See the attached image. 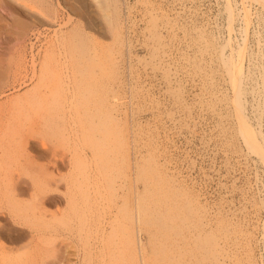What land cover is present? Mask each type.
Masks as SVG:
<instances>
[{"label": "bare ground", "instance_id": "obj_1", "mask_svg": "<svg viewBox=\"0 0 264 264\" xmlns=\"http://www.w3.org/2000/svg\"><path fill=\"white\" fill-rule=\"evenodd\" d=\"M41 1H43V3L46 4V7L48 8L49 11L48 17H50L51 19L49 18L50 19L49 20L48 18H44V12L41 11L43 14L39 12L41 14L39 16L43 15V18L40 17L39 19L38 18L39 16L38 17L36 16L38 19V21H36L34 18L31 17L33 19V24H31L32 21L30 22V20L27 19L31 24L30 25L28 22V24L30 25L28 26L26 22L23 23L26 20L23 19V21H21L22 18L20 17L22 15L20 16V14L23 13L21 12L22 10L20 6L23 5L20 4L19 6V0H0V8H1L0 19L2 21L8 19L7 15H4L5 13L3 14L2 10L5 11L6 9L8 11L9 9V11L11 10L12 12L13 18L11 19L12 21L11 25L9 23V27H11L10 29L9 27H6L8 25L4 23L6 25L5 26L3 22L2 23L0 22L3 25L0 26L2 28V31H4L3 29L5 28L9 29V30L6 29V31L8 32L5 31L6 32L5 35L9 33L7 36H9L8 38L9 40L11 39V41L14 38L17 39L18 38L17 34L19 35V33L22 34L21 37L23 38L24 36L22 32L24 30L22 29H25L27 31L30 28H31L30 30L33 31L32 34L34 35V38L38 41L41 40L42 35H44L43 30H41L42 28L49 29V27L52 26L55 22H57L58 23L57 25H59V27L53 30V32L55 33L54 34L55 38L54 37L51 39L49 38L50 41L48 39L45 52L43 54L41 52V49H39L40 46L38 47L39 49L38 50L36 48L35 40H33L29 36L31 38L29 48L31 52L30 62H32L31 64L33 65L32 71H30L28 66L30 63L26 65L25 63L26 61H24V63L22 61V64L23 65L25 64L24 68L21 69L18 68L16 71L14 70L15 72L12 71L14 72V74H10V76H8L10 70L8 73L6 72V70L8 69L5 68V65L3 63L4 58L2 59V57H5V55L7 54L3 53V55L5 54L3 56L0 50V99L7 93L8 90H12L16 88L18 89V87L21 85L22 86L28 85V89H26V91H23L25 93L23 92L20 93L22 97L21 96L16 97V95H19L18 93L15 95L17 99H15V97L14 99L19 101L18 102L16 101L17 103L15 104L14 103L15 100L13 99L14 101L11 102L10 104L13 103L15 104L14 106L13 105L12 107L9 106L10 104L7 101L8 104L7 103L6 104L9 107L7 106L5 110L4 106L6 104H4V106H2L3 104H0V117L4 118L2 119L4 121L8 119L7 120L8 122L7 123L5 122L7 125L5 126V129L9 127H11V129L12 128L14 129V126H16L17 122L19 127L17 129H20V127L24 129L26 125V124L24 125L25 123L24 121L26 119L24 120L23 118L24 116L21 117L22 116L21 115L20 118L24 120L21 121L19 116L16 117L17 115L16 116L14 115L16 114V112L17 113L26 112L27 114L30 110L33 111L40 107H44L48 109L47 114H44V116L42 115L44 119L41 121L37 120L38 121L37 125L38 126L42 125V128L45 127L46 130L53 131L54 133L56 132L58 133V135L59 134L62 135L59 141L63 140L62 143L64 146L61 143L60 144L64 148L60 146L58 147V145L57 147L60 149L62 148L64 150L66 149L65 151L70 154V159L67 158L69 159L68 162L70 165V169L68 168L69 172L67 170V173H60L63 170L59 172L55 171V168H62V166L65 164V163L62 164V161H60L62 165L59 164V159L60 158L63 159V157L59 156V155L63 156V152H64L63 150H62L63 151L62 154H60L61 151L59 153L58 152L59 150H56L54 146L53 148L55 149V152H52V154L55 153L54 156L57 158L48 161L46 158L48 157L49 151H46L47 153L39 151L40 148L37 149L34 142L33 143L31 142L32 140L31 138L36 136V134L34 133V136H32V134H29L31 132L30 128H29L30 132H28V134H26L24 130L22 132H24L25 134L23 133L16 140H12L11 137L14 136L13 132L16 133L15 135H17L16 128H15L16 132L15 130L12 131L13 129L10 130L12 132L11 134H13L12 136H10L11 135L10 133L5 131L4 134L2 130H4L3 126L5 124H3L4 121H2L0 118L1 121L0 123H2L1 124L2 126L0 125L1 126L0 156L3 155V157L2 156L0 157L2 160L0 162L6 160L5 166L3 164L0 167V169H2L0 171V264H72L71 263L72 255L77 254L76 252L72 251L74 250V248H77L79 250L81 249V251H83L84 254L82 255L84 257H82V259L85 258L86 256H90L91 260L92 259L96 260V258L100 254L103 255L104 251L106 250L102 249L103 247L100 248V245L102 244V242L104 241V239L106 238L109 232L108 231L109 224L107 225V223H109L108 222L109 220L107 219L106 216L108 214L106 213V215H100L101 217L104 216V219L99 218V220H97V217L99 216H96L95 223L94 220L93 223L90 222V217L87 214L88 215V217H86L87 224L85 225L80 224L81 226L80 228L78 226L77 230L74 225L75 222L73 216L77 213L76 211L80 210V208H84L82 210H88V211L91 210L90 206L93 202L95 203V205L97 203H102L101 197L103 195V192L101 189H102V185L105 186V184L103 183V172L106 166V161L107 160L109 161V159H113L114 161L113 165L115 166V169L123 173L126 180L120 185V189L122 191L121 195L127 198L126 202L129 206V213H128L129 226L127 229L126 249L123 248L120 250H122L124 253L125 250H127L126 252L129 256L126 253L125 256L127 255L128 258L131 257V259L134 260V264H147L145 260V251L148 250V247L145 245L143 246V243H141V239L138 237V233H137V225L147 224L148 226H151L149 231L150 248L151 251H153L154 255L157 252V258H158V255L162 257V254L167 249V247L170 246V244L178 240L177 237L174 236L175 234L181 235L180 236L181 240L184 239V237L185 239L186 237H188L189 239L188 234H191L192 232H193V236L192 235L190 236L195 237L194 234L196 235L197 233H194L193 228L196 226L198 227L197 228L198 230H201L199 229V226L200 227L205 226L208 220L205 219L208 210L202 204L199 198L200 196L198 194L194 193L192 190H189L187 186L186 187L184 186L185 184L183 185L182 182L178 181L179 179H177V177H175V175L173 174L176 171L171 172L170 169L171 167L169 168V166L167 165L169 162L167 161L168 163H165L160 161L161 156L160 158H158L159 156L158 153H160L162 150L158 151V153L156 152L158 156L156 155L155 157L153 155V151H157V149L154 148L155 146H157L155 144L157 142L153 143V145L154 144L155 145L153 147L152 152L150 150L152 154L149 152L150 156L148 158L147 157L142 158L143 156L139 157L140 154L138 155V144H140L144 140L141 141L140 143L137 142L140 140L139 139L140 133L138 132L139 138L137 140L135 136L137 134V131L135 134L134 133L135 128L132 126L130 128L129 136H126L124 133H120L125 143V150L122 151L121 149H118L119 146L115 144V143H119L118 142L120 140V135L118 134L119 133L118 131H120L119 126L120 123L124 121V116H125L124 113L126 112V110L123 109L121 105L120 102L121 97H119L120 95L119 91H120V86L125 85V83L127 82L124 83L122 79V81L119 80V82H117L119 84L121 83V85L117 86V85H113V83H110L111 85L110 84L108 85L107 84L108 82L101 80L100 72H97V70H95L94 67L92 68V66L90 65H94V64L99 65L100 71H102L101 75L106 73L109 77L118 76L117 72L119 71L120 68L119 64L121 63V60L125 61L126 64L125 67L129 68V70L132 68L131 57L134 54L133 48L136 45L133 42V40H130V37L128 38L127 34H124L125 32L123 33L122 29H124V27L122 20L124 19L120 14V12L122 11L120 10L121 5L123 4H120V0L96 1L97 3H99L101 10L105 11L104 13L106 14L105 18L107 20V24H109L108 26H110L111 31L113 33L112 34L110 31V33L113 35L112 37L114 38V40L112 43L109 44H106L101 38L103 34L105 33L108 34L109 31H107L104 27H101V21H100L101 19L99 14H97L98 12L96 11L97 9L95 10L94 8V12L92 11L93 9H91L92 1L88 0L89 1L88 2L86 0L84 1L68 0L69 1V2L67 1L68 4L65 5H63V3L60 0L58 1L41 0ZM145 2L147 3L145 6V11H146L145 14L147 15L148 18L146 19V24L143 29V32L145 31L144 34L147 37L146 45L148 46V51H149L148 53L150 54V59H151L150 64L164 71V75H165L164 78H166L167 82L172 85L171 82L175 79L173 78L174 74L172 70L176 71V69H174L173 66L181 63V60L184 61L187 60L185 62L182 61V63L184 64L186 63V67L184 66L185 68H187V66L189 67L190 70L188 69V72L190 71L191 74L194 76L199 75L202 81L201 83L203 84L202 85L203 88L205 86L204 88L206 89L205 91L212 93L213 96L215 95L214 97H218V98H220V96L221 97L224 96L225 92L223 93L222 88L220 87L222 83L219 85L217 80L220 81L221 79H223V81L225 80V82L228 81L234 93L236 113L240 123L238 135H241V137H243V140L247 144L248 148L252 151V153L253 154L255 153L256 155H258V157L262 158L264 163V130H263L264 128H262L264 123L261 120V118H263L264 116L263 107L262 109H259L257 112L260 116L258 118L259 119L258 123H255L247 113V103L249 104V101L247 99L248 93H250L251 91L252 93L254 92L255 95L264 96V90H263L264 86L261 89L260 87H257L259 85L256 86L257 83L255 84V87H250L251 84L248 85L249 80L251 81V78L253 77L252 75L255 74L254 72L255 70L254 69H252L254 71L251 70L252 67L260 68L257 71L258 76L260 79H263L262 81H264V0H223L225 12L227 14L226 16L228 19L227 23H229V27H232L233 23L237 20H241L243 22L242 25L243 27L240 32L241 33L240 40L231 45V39H228V41L223 42L219 38L220 36L216 35L213 31H210L212 30L211 27L206 28L207 25L206 26L195 25L193 30L196 31V33H194L196 37L194 39L195 35L192 33L194 36H192L193 39L192 41L189 42L188 46L192 48L195 46L196 51L194 54H192L193 56L189 55V52L183 51V53L180 56L178 55L180 59H176L173 57L174 49L171 48V45H173L172 41H174L172 36L177 35L175 32L177 29L176 21L175 20L173 21L171 19L170 14L167 13L164 10V8H161L160 6L158 7L157 5L156 7L153 2H151L153 4H150L149 3L150 1L148 0H146ZM41 3L38 6L42 7L44 5V4L41 5ZM64 3H66V1H64ZM251 3L257 5L258 9L256 13L252 12L253 8L250 7ZM32 5L33 4H31V7ZM60 6H62V9L59 8ZM33 7L31 9H33ZM47 8L44 9L45 12H47L46 11ZM39 10H41V8H39ZM27 12L30 11L27 10ZM27 12L26 14H28ZM31 13L32 12H30V14ZM31 15L35 16V13ZM28 16H26L25 18H27ZM81 16L83 17L85 16L86 20H84L83 17ZM254 18L258 21V25L260 26L261 30L257 29L256 32H253L255 37L254 42L255 44H257V49L255 48L254 50V48L251 49L250 47L249 50V46H250L249 28L251 27ZM87 19L88 20L90 19L91 23ZM69 23H71L70 26L68 27L66 26L65 28L64 26L68 25ZM215 24L217 25L218 23L215 22ZM108 26L107 29L109 28ZM121 27L123 28L121 29ZM19 30H22V32H20ZM30 30L27 31L26 35H28V32L31 35ZM167 30L171 33L170 39H167L166 35L164 34L165 31ZM230 31L231 30H229L228 33H230ZM47 35L49 34L47 33ZM1 36H3V38L4 37L6 38V36L4 35ZM193 40L195 41V43ZM16 41L18 42V39ZM16 41L14 40V42L13 41L12 42L16 43ZM0 42L2 43V41ZM4 42L1 44L2 46L0 47V49L3 47ZM7 44L8 43H6V45ZM18 45L19 44H16L15 46L19 47L20 45L19 46ZM117 45L120 48L119 51L117 50L118 49ZM15 46L13 47L16 48ZM254 46L252 45V47ZM9 47L12 48L11 51H13L12 45H9ZM228 47L229 49L227 50ZM8 49L9 48H7V50ZM89 50L91 51L90 53ZM8 52L10 53L9 50ZM118 52L119 53L121 52L120 54L122 55V58H120L121 56L117 55ZM23 55L21 57H23ZM13 56L14 55H12V57ZM9 58L8 60H11V58L10 59ZM16 58L18 57L16 56ZM5 60L7 61V59ZM39 65L41 70L38 71ZM140 77L141 76H139V78ZM34 78L36 79L33 80ZM256 79L254 78L253 83ZM93 82H96L98 85L100 82L102 98H104V95H106V93L108 94V91L110 92L109 96L110 94H112V99L115 96V99L113 100L110 99L113 102L110 103L108 102L103 109L101 105L92 108L90 104V96L92 97V95H94L92 94V90L90 87H92L93 85L96 86V84H94ZM176 82L178 83V81ZM179 83H180V79H179ZM52 84L55 85L53 88H52ZM178 87H180L179 84L177 86L178 91L182 89V88L179 89ZM94 93L98 94L99 92L95 91ZM132 95L136 96V94L134 95L133 91H132ZM202 95L203 94H201V96ZM175 96L178 97L179 94H175ZM180 96L182 95L180 94ZM85 97L86 100L84 99ZM3 99L2 101H4ZM8 99L11 98L9 97ZM6 100L7 99H5V101ZM85 101L87 103L86 105L84 104ZM105 101L107 100L104 99L103 102ZM183 102L181 104H183ZM208 102H210V100ZM257 102L258 101H256V103ZM101 104L103 106L105 105L102 102ZM261 104L263 103H260V105ZM254 108H256V106ZM12 110L14 111V113ZM255 111H257V109H255ZM8 112L10 113V115ZM219 112H221V110H219ZM6 113H8L9 116L6 115L4 117ZM220 114L218 113L219 117ZM30 115L32 114L30 113ZM25 118H27V116H25ZM34 122L36 121H32V125L34 124ZM34 125L35 127L37 126L36 124ZM219 126H221V123ZM124 128L125 127H123V129ZM126 129L128 130L127 127ZM142 131L140 130V132ZM151 131L149 130V132H147L146 134L151 133ZM6 133L10 134L9 135V137L11 138L10 140L8 139ZM158 133L159 132L157 131V135L160 134ZM115 134H117V136H115ZM5 136H7V138ZM151 137L154 136H152L151 134ZM154 139H156L157 141V138H153V140ZM147 140L148 139H146V141ZM152 142L150 143L152 144ZM112 143L113 146L110 147ZM143 144L145 145L146 143ZM147 144L149 145L148 141ZM45 147L47 148L48 146ZM151 147H149V149ZM139 150H141V148H139ZM43 151H45V148ZM58 156L60 158H58ZM43 158H45L47 161L42 160ZM118 158L122 161L119 164L117 162ZM165 158L167 159V157ZM21 159L23 164L24 163L25 164L21 165L24 167L19 168ZM67 166L68 165H66V167ZM17 173L18 176L16 175ZM23 177H26V179ZM139 180L144 181L143 189L140 188V185L138 183ZM64 181L66 185L64 184ZM60 183H63V185L68 186L67 187L68 189L66 191L62 190L60 188ZM5 189L8 192H6ZM28 193L32 195H30L31 196V198L29 197L30 199L26 200L24 199L25 198L24 195L28 196L29 195ZM65 203L69 208H71V210L68 207L62 210L59 209L60 206L64 205ZM51 206H56L58 208H52ZM94 209L95 212H97L96 211L97 208L94 207ZM101 210L98 211V213L101 212ZM81 212L83 213L85 211H81ZM98 213L95 214L98 215ZM181 213L182 214L186 213L185 223L183 221H180L181 219L179 217L182 216ZM95 214H91V215H95ZM80 215L82 216V214ZM193 218H195L196 221H198V223H195L196 221L195 222L192 221L194 220ZM68 219H70L74 223L72 222V225L64 228L62 226L64 223L71 222L70 220L66 221ZM175 220H177L178 223L176 224L172 223ZM179 221L183 223L179 224L180 223ZM224 223H226V225H221L222 223H220L218 226V228L219 227L222 228L221 226L224 227V229H222L223 230L222 233L224 234L222 236V233L220 232L221 239L220 237L217 238H219V241L223 240L222 243L225 242V244L226 243L229 244L231 242L232 245L235 244L237 252L238 250L241 251L242 243L240 241L239 242L235 241V239H240L239 232L241 231L242 228L240 229L239 227L241 226L240 225L238 226L239 223L238 224L236 223L235 225L234 223H232V221H230V219L228 222L224 221ZM77 225L79 224H76V226ZM187 226L192 227L191 233L186 234L185 231H182ZM205 228H203V230ZM174 230H177L178 233H173L172 231ZM218 231L219 229L216 232L218 233ZM207 232L208 234H211L213 231L209 232L208 230ZM207 232L205 233L207 240L206 239L205 240L209 241L208 243H210L211 246L207 244L209 245L207 248L205 246L206 244L204 239L201 240L202 242L200 241L201 245L204 242L203 245L205 244L204 245L205 249L207 248L208 250H211V248H213L212 253L213 252L216 253L217 251H219L220 253L224 254L223 256L221 254L222 258L225 256L224 259L219 260V258L214 257L216 258V260L214 259L215 260L214 262L218 261L219 263L220 261V264H228L227 259L229 257L230 258L234 257L231 256V251L228 248H225L226 246L225 244L222 245L220 242L214 240L217 239L215 238V236L216 235L218 236V234L215 233L211 234L213 236L208 235L209 237L211 236L214 238L212 239L210 237L211 238L210 239L207 236ZM154 233L155 235L161 236V237L156 236L158 237V239L161 240V241L159 240L160 243L159 242L155 243V240L153 239ZM199 233L201 234V232ZM200 234H198L199 238L202 237L204 233L202 234V236H200ZM233 234H236L237 237L233 238L234 237ZM75 239H78L79 241L77 245L73 243V242L76 243ZM212 240H214V242ZM183 241L185 242V240ZM193 241L187 240V243L186 242L185 243L190 245V243L192 242L194 245H196L198 242V241L196 242V240L194 242ZM151 244L153 245V247H151ZM180 245L178 244L177 247L175 244V246L178 248V249L176 248L178 250V252L176 251L175 253L176 255H172L167 261L164 262L160 261L159 264H215L212 260L215 254H211L210 252H208L209 253L208 257L204 258L205 255L199 253V250L202 246H199L197 250L198 253L201 254V256L203 255L204 256L203 258L201 257L196 258V252H194L196 251L195 250L196 246L193 245L195 247L194 248L192 246L184 247ZM207 249L204 252L205 254L207 252ZM113 250H117V249H113ZM192 251L195 254V258L197 259L195 261L193 259H190L191 257L194 256L193 254H191L193 255L191 257L188 255ZM113 252L114 251H112V253ZM120 252L121 251H118V254L119 256H122L123 252L121 253ZM109 253L110 252L108 251V254ZM141 253L143 255H141ZM118 254L116 253L113 255L111 254L112 257H110L109 254L108 258L109 259L115 258L116 255L117 257H119ZM218 254L216 255L218 256ZM234 255L237 256L236 253ZM243 255H244L243 258L244 260L242 259L241 261V258H238L237 256V258L240 259L241 263H239V261L235 258L237 260L235 261L236 262L235 264H237V262L239 264H258L255 257L252 256L251 251H247ZM104 256H108V255H104ZM239 257H241V254H239ZM125 258L122 259L119 257V259H122L121 262H123L121 264H126V263L129 264L132 262V260L131 262H128L129 259L126 262ZM109 259H107V261L105 260L106 262L105 261L104 262L106 264H112V263H108ZM116 259L117 258H115V260L112 259L113 261H115V264L116 261L118 262L120 261L119 259L117 260ZM112 260H110V262ZM82 264H83V260H82Z\"/></svg>", "mask_w": 264, "mask_h": 264}, {"label": "rangeland", "instance_id": "obj_2", "mask_svg": "<svg viewBox=\"0 0 264 264\" xmlns=\"http://www.w3.org/2000/svg\"><path fill=\"white\" fill-rule=\"evenodd\" d=\"M56 1H58V0H56ZM60 1L63 3V5L68 4V2H69L68 0H60ZM64 1H66V3H64ZM71 1H74V0H71ZM82 1H84V0H82ZM86 1H88V0H86ZM90 1H92L91 2L92 8L90 7L91 9H93L92 11L94 12V8H95V10L97 9L96 11L99 12V13L97 12V14H99L100 19H101L100 20L101 21V27H104L107 31H109L108 34L107 33L103 34L101 38L103 39V41L106 44L112 43L114 40V38L112 37L113 33L111 31L110 26H108L109 24H107V20L105 18L106 14L104 13L105 11L101 10L99 3L96 2L97 0H90ZM145 1L146 0H120V4H123V5H121L120 10H122V11L120 12V14H121L122 18L124 19V20H122V18H121V20L123 21V27H124V29H122L123 27H121V29L123 30V33L125 32L124 34H127L128 38L130 37V40H133V42L136 45L133 48L134 54L131 57V64H132L131 67L132 68L129 70V68L125 67L126 66L125 61L121 60V63L119 64L120 68H119V71L117 72L118 76H114V77L110 76L109 77L106 73L101 75L102 71H100L99 65L94 64V65H90V66H92V68L94 67V69L97 70V72H100L101 80L108 82L107 83L108 85L110 83H113V85H117V86L121 85V83L119 84L117 82H119V80L122 81V79H123L124 83L127 82V83H125V85L120 86V91H119V93H120L119 97L122 98V100L120 98L121 105H122L123 109L126 110V112L124 111L125 112L124 115L126 116V118L124 116V121H123L124 123L123 122L120 123V126H119L120 131L117 130L119 132L118 134L120 135V140L118 141L119 143H115L119 146L118 149H121L122 151L125 150V143H124V140L122 139V135L120 133H124L126 136H129L130 135V128L133 126L135 128L134 129L135 134L137 131V134L136 135L134 134L136 136L137 140L140 137L139 138L140 140L137 142L140 143L143 140L145 141V142L144 141L141 142L140 144L137 143L138 144V155L140 154L139 157L143 156L142 158H145V157L148 158L150 156V153L153 150L154 145L156 144L157 146H155L154 148H156L157 151H153V155L156 157L158 151L162 150L160 153H158L159 156L157 155L158 158H160V156H161L160 161L165 162V163L171 162L170 164L169 163L167 164L169 166V168L171 167L170 168L171 172L176 171L173 174L175 175V177H177V179H179L178 181L182 182L183 185L185 184L184 186L185 187L187 186V188H189V190H192L194 193L198 194L200 196L199 198H200L202 204L208 210L206 213V217H208V218L205 217L206 220L208 219L206 222L207 225L205 224L206 228H205V226L204 227L199 226V229H201L202 231L198 230L197 229L198 227H196V226H195L196 229H195V227L193 228L194 233H197L196 235L200 234L199 232H201L200 236H202V234L204 233L203 236L200 238H199V235L196 236L194 234V236L196 238L198 237L200 240L198 238L196 239L195 237H192L193 232H192L191 226L190 227L187 226L186 228H184L182 230V231H185L186 234L192 232L191 234H188L189 239H188V237H186V239L188 241L189 240L193 241L195 238L196 242L198 241L200 245L198 244V242H197L198 247H197L196 242H195L196 245H194L192 242H191L192 244L190 243V245H188V244H186L187 240L185 239V237H184V239L181 240V238H180L181 235L175 234L174 236L177 237L178 240L174 241L172 244H170L169 247H167V249L162 254V257L158 255V258L161 257L159 259L157 258V252L154 255L153 251H151V248H150V240H149V233L150 232L149 231H150L151 226H148L147 224L137 225L138 237L141 239V243H143V246L145 245L148 247V250L145 251L146 263L147 264H159L160 261H163V262L167 261L172 255H176L175 254L176 251L178 252V250H177L178 244L179 245L181 244L180 246H184V247L196 246V249H195L196 251L193 250L194 252H196V258H200V257L203 258L204 255H205L204 258L208 257V254H209L208 252H210L211 254H215L214 256L210 255V256H213V258H212L213 262L216 260V258H214V257L219 258V260L224 259L225 256L222 258V256L224 254L220 253L219 251H217V252L215 251L216 253H214V252L212 253L213 248H211V250L207 249L208 246L210 245V243H208L209 241H206L207 238H206L205 233L208 230H209V232L213 231L211 234H214V233L218 234V236L216 235L215 238L220 237V239H221L220 232L221 233L223 232L222 229H224V227L221 226L222 228H220V227L218 228V226L220 223H222L221 225H226V223H224V221L228 222L230 219V221H232V223H234L235 225H236V223L237 224L239 223L238 226L239 225L241 226L239 228L240 229L242 228L241 231L239 232L240 239H235V241H237V242L240 241L242 243L241 244L242 245L241 251L238 250V252H237L235 244L232 245L231 242H230L231 244L230 243L225 244V242L222 243L223 240L219 241V238L214 239L213 237H211L213 235L208 234V232H207V236L211 235L210 237L212 239L220 242L222 245L225 244L227 246V247L225 246V248H228L231 251V256H234V257L230 258L228 256L229 257L228 258L229 260L227 259L228 264H229V262H230V264H235L236 263L235 261H237V260L239 261V263H241L242 259L244 258L243 254H245L247 251H251L252 256L255 257L258 264H264V163H263L262 158L258 157V155H256L255 153L254 154L252 153V151L248 148L247 144L243 140V137H241V135H238L240 123H239L237 113H236V104H235V98H234V93L232 91V88L230 87L228 81L225 82V80L223 81V79H221L220 81L217 80L219 85L222 83V85H220V87L222 88L223 93L225 92L224 93L225 95L221 97L219 94L220 98L214 97L215 95L213 96L212 93L205 91L206 90V89H204L205 86L203 88V86H202L203 84L201 83L202 81H201V78L199 77V75L194 76L191 74L190 71L188 72V69H189L188 66H187V68H185L186 63L184 64V63H182V61L185 62L187 60H185V61L181 60L183 67H182L181 63L173 66V68L176 69V71L172 70L173 74H174L173 78H175V79L171 82L172 85L170 83H168L167 79L164 78L165 77L164 71H162L161 69L154 67L152 64H150V61H151L150 54L148 53L149 52L148 46L146 45L147 37L144 34L145 31L143 32V29H144L145 24H146V19L148 18L147 15L145 14V12H146L145 6L147 4ZM148 1H150L149 2L150 4L154 3L155 6L157 5L158 7L160 6L161 8H164V10L170 14L171 19L173 21L174 20L176 21L177 29L175 32L177 35L172 36L174 41H172L173 45H171V48L174 49L173 50V52H174L173 57L176 59H180L179 56L183 53V51L189 52V55H192L195 53V51H196L195 46L193 45L194 49L192 47L188 46L189 42L192 41V39H193L192 36H194L195 35L194 33H196V31L193 30L195 25L196 26H206L207 25L206 28L211 27L212 30H210V31H213L216 35L220 36L219 38L223 42L228 41V39H231V45L240 40V36H241L240 32H241L242 27H243L242 26L243 22L241 20H237L233 23L232 27H229V23H227L228 19L226 16L227 14L225 12L223 0H180V1L179 0H174V1L173 0H148ZM151 2H153V3H151ZM40 3H41V5L44 4L43 1H41V0H19V6H20V4L23 5V6H20L21 10H22L21 12L23 13V14H20V16L22 15L20 17V18H22L21 21H23V19L26 20L23 23L26 22L27 25L30 26L31 24H33L32 18H34L36 21H38L37 17L39 15L43 14L42 12H44V18H48V19L50 18V17H48L49 11H48V8L46 7V4H44L43 6L45 8H47V10H46L47 12H45V10H44L45 8L43 6L42 7L38 6V5H40ZM31 4H33L32 7L34 6L33 9H31L32 8ZM37 7H38V9H37ZM250 7L253 8L252 12L256 13V11L258 9L257 5L251 3ZM39 8H41V10H39ZM42 8L44 11L42 10ZM59 8L62 9V6H60ZM26 9L28 11L32 12L31 14L35 13V16H32L30 14V12H27ZM32 10L35 12H33ZM0 11H1V8H0ZM8 11H9V9H8ZM8 11L6 9H5V11L2 10L3 14L5 13L4 15H7L8 19H6L5 21H2L0 19L1 23L3 22V24L5 23L6 25H8V26H6L4 24L6 27H9V23L11 25V22H12L11 19L13 18L11 10L9 12ZM25 11L28 14H26ZM220 11H221V13H220ZM39 12H41V14ZM23 16H24V18H23ZM26 16H28V17L25 18ZM40 17L43 18V15L39 16L38 18L40 19ZM81 17H83V16H81ZM27 19L30 20V22L32 21V23L30 24V22ZM83 19L86 20L85 16L83 17ZM6 21H7V23H6ZM88 21L91 23L90 19ZM28 22L30 25L28 24ZM203 22H205V23H203ZM215 22L218 24L216 25ZM1 23H0V26L2 25ZM55 23L53 24L54 26L53 25H52L53 27L50 26L49 29H46V28L41 29V30H43L44 35H42V39L38 40V41L34 38V35L32 34L33 31L30 30L31 28L29 29L31 35L29 34V32H28V35H26L27 31H29V30L26 31L25 29H22L25 31V34H24V31L22 32V30H19L20 32L23 33V36L24 37L26 36V37L25 38L23 37L24 38L23 39L21 37L22 34L19 33L20 37L17 34L18 42L16 41L17 40L16 38H14L12 40L13 42L15 40L16 43H13L11 41V39L9 40V38H8L9 36H7L9 33L7 35H5L6 32H8V31H6V29L9 30L11 27H9V29L4 27L5 28V29H3L4 31H2V28L0 27V36L4 35L7 38L6 39L5 37L3 38V36H1L2 37V39H1V37H0V41H2V43L4 41H7V42H4V44H3V47L5 48V46H6V48L4 49L2 47L3 49L1 48L0 50L2 52V55H3V53L7 54V55L4 54L5 57H2V59L4 58L3 63L5 65V68L8 69V70H6V72L8 73L10 70L8 76H10V74H14V72L18 68H20V69L24 68L25 64L23 65L22 61H23V63H24V61H26L25 62L26 65H28L30 63L28 66H29L30 71H32L33 65L31 64L32 62H30L31 52H30V48H29L31 38L33 40H35L37 49L40 46L39 49H41V52L43 54L45 52V48H46V44H47L48 39L49 38L51 39L53 37L55 38V35H54L55 33L53 32V30L56 29L57 27H59V25H57L58 23L57 22H55ZM108 23H109V21H108ZM70 24L71 23H69L68 25H65L64 27L66 28V26L68 27V26H70ZM106 25L109 27L108 28L109 30L107 29ZM218 27H219V29H218ZM230 28H232L233 30ZM257 29L261 30L260 26L258 25V21L254 18L252 25L249 28V37H250L249 38V45H250L249 50H250V47H251V49L254 48V50H255V48L257 49V44H255V42H254L255 37H254V33H253V32H256ZM229 30H231L232 32L230 31V33H228ZM1 31H2V33H1ZM110 31L112 34L110 33ZM47 33L50 36L47 35ZM251 33H253V34H251ZM164 34L166 35L167 39H170L171 33L168 30L165 31ZM167 34H169V35H167ZM195 37H196V35L194 36V39H195ZM222 37H224V38H222ZM19 39H20V41H23L24 44H23V42H20ZM50 39H49V41H50ZM8 40L11 41L12 43L9 42ZM25 41H27V42H25ZM2 43L0 42V47L2 46L1 45ZM6 43H8L9 45H12V47L15 46L16 44H19L20 46L19 45H18L19 47L15 46L16 48L13 47V51H14L13 52V51H11V49H12V48H10L11 46L9 47V45L8 44L6 45ZM194 43H195V41H194ZM22 45L23 46L26 45V46L23 47ZM252 45L253 46L255 45L256 47L255 46L252 47ZM7 48H9L8 50L10 51V53L8 52ZM117 48H118L117 50L119 51L120 48L118 47V45H117ZM37 49H36V51H37ZM181 49H183V50H181ZM228 49H229V47L227 48V50ZM176 50L178 53L176 52ZM11 52H12V54H11ZM90 52L91 51L89 50V53ZM120 53L118 52L117 55L121 56L120 58H122V55ZM12 55H14L15 57L14 56L12 57ZM22 55H23V57H21ZM16 56L18 58H16ZM9 57L11 58L12 61L8 60ZM5 59H7V61ZM17 65H18V67H17ZM252 69H254L255 71ZM259 69L260 68H256V67L251 68V70L254 71L255 74L253 72L254 75H252L253 77L251 78V81L249 80L248 85L251 84L250 87H255V84L257 83L256 86L259 85L257 87H260L262 89V87L264 86V83H263L264 81H262L263 79H260L258 76L257 71ZM39 70H41L40 65L38 67V71ZM12 71H14V72H12ZM126 71L127 72L129 71V72L127 73ZM131 71H132V74H131ZM182 71L185 73H183ZM137 72H138V74H137ZM175 73L176 74L178 73L179 75L178 74L176 75ZM138 75L141 77L139 78ZM256 76H258V77H256ZM112 78H113V80H112ZM254 78L255 79L257 78V79L253 83ZM35 79L36 78H34L33 80H35ZM179 79H180V83H179ZM257 80H258V82H257ZM176 81H178V83ZM93 83L96 84V86L93 85L92 87H90L92 90V94H94V95H92V97L90 96V104H91L92 108L101 105L102 109H103L107 105L108 102L109 103L113 102L112 100L115 99V96L112 99V94H110V96H109L110 92L108 91V94L106 93L107 96L104 95V98H102L101 89H100L101 88L100 82H99V85L96 82H93ZM114 83H116V84H114ZM178 84L180 86L178 88L179 89L182 88V89H180L181 91L177 90ZM54 86L55 85L52 84V88ZM19 87H18V89L16 88V89L8 90L7 91L8 94L6 93L0 99L1 101L3 98H4L3 99L4 101H5V99H7V100L5 101V103H4V101H2V102L0 101V104H3L2 106H4V104H6L7 101L10 104L15 99H17L16 98L17 96L18 97L21 96V94H20L21 92L26 91V89H28V85H26V86L21 85ZM93 87H95V88H93ZM94 89L96 92H99V93L95 94ZM182 90H183V93H182ZM263 90H264V88H263ZM132 91L134 92V95L136 94V96L132 95ZM17 93L19 95H16ZM23 93H25V92H23ZM250 93H248V97H247V99L249 101V104L247 103V113L249 114V116L252 118V120L255 123H258V121H259L258 118L260 116L257 112L259 109H262V107L264 110V105H263L264 104V96L255 95L254 92L252 93L251 91H250ZM175 94H179V96L181 94L182 96H180V97L178 96L179 97L178 98L177 96H175ZM201 94H203V95L201 96ZM15 95H16V97H15ZM210 95H212L213 97ZM9 97L12 100L8 99ZM14 97H15V99H14ZM176 97H177V99H176ZM84 99L86 100V97ZM104 99H106L107 101L103 102ZM110 99H112V100H110ZM179 99H180V101H179ZM206 99H207V102H206ZM209 100H210V102H208ZM16 101L18 102L19 100H15V102H14L15 104L17 103ZM177 101H178V103H177ZM256 101H258V102L256 103ZM101 102L104 103L105 105L103 106L101 104ZM182 102L184 105L181 104ZM259 102L263 103V104L260 105ZM7 104L4 106L5 110L8 106ZM15 104L12 103L9 106L12 107V105L14 106ZM84 104L85 105L87 104L86 101L84 102ZM214 104H215V106H214ZM255 106H256V108H254ZM255 109H257V111H255ZM219 110H221L222 113L219 112ZM47 111H48V109H46L44 107L37 108L33 111L30 110L27 114H26V112L17 113L15 111L16 114H14V115L15 116L17 115L16 117L19 116V118H20V116L22 115L21 117L24 116L23 117L24 120L26 119L24 121L22 118H20L21 121L25 122L24 125L26 124L25 125L26 129H25V127H24V129L21 127H20V129H17V128H19L18 122H17L16 126H14V129L12 128L13 130L9 126H8L9 128L5 129V126H7L6 123L8 122L7 121L8 119H6L4 121V120H2L4 118L0 117L1 120L4 121L3 124H5L3 126L4 130H2V131L4 134H5V132H8L11 134L12 132L10 130L14 131L16 128L17 135H15L16 133H14V132H13L14 136H12L13 134L10 135V134L6 133L9 140L11 138H12V140H16L24 132L26 134H28V132H30V129H31V132L34 129L32 133L31 132L29 133V134H32V136H34V133L36 134V136L31 138L32 139L31 142L32 143L34 142L37 149L40 148L39 151H42V152L49 151L48 157L46 158L48 161L54 160L55 158H57L54 156L55 153L52 154V152H55V149L53 148L54 146H55L56 150H59L58 151L59 153L61 151L60 154H62L63 151L65 152L66 155L64 154V152H63V156L59 155L60 157H63V159L58 156V158H60L59 164H61L60 161H62V164L65 163L68 166L66 167V165L64 164L62 166V168H55V171L59 172V171L63 170L60 173H67V170L69 172V169H70V165L68 162L70 159V154L65 151L66 149L65 150L62 149V148H64V147H62V145H63L62 141L63 140L59 141V139L62 135L61 134L58 135V133H56V132L54 133L53 131L46 130L45 127L42 128V125H39V126L37 125L38 124L37 120H39V121L43 120L44 119L43 116H44V114H47ZM52 111H53V109H52ZM8 113H6L4 115V117L6 115L9 116L10 113H9V115H8ZM13 113H14V111H13ZM30 113L32 115H30ZM218 113L219 114L221 113L220 117H219ZM223 113L225 116L223 115ZM11 116H13V115H11ZM25 116H27V118H25ZM29 117H30V119H29ZM263 119H264V116H263V118H261L262 122L264 123ZM32 121H36V122H34V124H36L38 127L37 126L35 127L34 124L32 125ZM28 122H29V124H28ZM217 123H219V124H217ZM220 123H221V126H219ZM1 124L2 123H0V125ZM123 127H125L124 128L125 130L123 129ZM126 127L128 128V130L126 129ZM262 128H264V125ZM21 129H23V130H21ZM16 130H15V132H16ZM140 130L141 131L143 130L142 132L144 133V135L142 132H140ZM149 130L150 131L152 130V131H151V133H148L149 134L148 135L146 133L149 132ZM22 131H24V132H22ZM157 131L160 133V134L158 133L159 135H157ZM20 132H22V133H20ZM138 132L140 133L139 134L140 136L138 135ZM151 134L154 137H151ZM9 135L12 137L10 138ZM7 136H5V137L7 138ZM115 136H117V134H115ZM158 136L160 137V139ZM153 138H157V141H156V139L153 140ZM146 139H148L147 141H148L149 145L147 144ZM149 140H151V141H149ZM36 141H37V143H36ZM43 142H44V144H43ZM150 142H152V144ZM155 142H157V143H155ZM143 143H146V144L144 145ZM153 143H155V144L153 145ZM45 144H47V145H45ZM159 144H161V145H159ZM38 145H39V147H38ZM44 145L48 146V147L46 148ZM57 145H58V147L60 146L62 148L61 149L58 148ZM140 145H141V147H140ZM146 145H148V146H146ZM112 146H113V143L111 144L110 147H112ZM144 147H145V149H144ZM149 147H151V148L149 149ZM44 148H45V151H43ZM139 148H141V150H139ZM150 150H151V152H150ZM146 152H148V153H146ZM162 152H163V154H162ZM145 154H147V155L149 154V155L147 156ZM52 155H53V158H52ZM1 156L3 157V155H1ZM65 156H67V157H65ZM165 157H167L168 160ZM67 158H69V159H67ZM162 158L164 159V161ZM46 159L43 158L42 160L45 161ZM169 159H170V161H169ZM0 161H2L1 158H0ZM5 161L6 160H3V162H0V167L3 164L5 166ZM21 162H22V159H21ZM21 162L19 164V166H20L19 168L24 167L21 165H24L25 163L23 164V162L22 163ZM113 162H114L113 159H109V161L107 160L106 166H105V169L103 172V183L105 184V186L102 185V189H101L103 192V195L101 197L102 203H97L95 205V203L93 202L90 206L91 210H89V211L88 210H82L84 208H80V210H79L80 212L76 211L77 212L75 214L76 217H75V215L73 216L75 223L73 221H71L70 219H68L66 221L70 220L71 222L64 223L62 225L64 228H66L67 226L72 225V222H73L75 225V228L77 230L78 226L80 228V226H81L80 224H83V225L87 224V220H86L87 218L86 217H88V215L90 217V222L93 223V220H94V223H95L96 216H99V217H97V220H99V218L104 219V216L101 217L100 215H106V213H107L108 215H106V216H107V219L109 220L108 221L109 223H107V225L109 224V226H108L109 232H108V235L106 236V238L104 239V241L103 242L101 241L102 244L100 245V248L103 247L102 249H104L106 251H104L103 255L100 254L98 256L99 258L97 257L96 260L95 259L91 260L90 256H86L85 258L82 259V257H84L82 255V254H84L83 251H81V249L79 250L77 248H74V250H72V251L76 252L77 254L75 253L76 255H72V262H71L72 264H75V263L76 264L77 263L82 264V260H83V264L84 263L85 264H106L105 262L107 261V259H109L108 258L109 254H110V257H112L111 254L112 255L115 253L118 254V251L123 252L120 249H123V248L126 249L127 229L129 226V224H128L129 223V217H128L129 206L126 202L127 198L123 197V195H121L122 191L120 189V185L123 182H125L126 180H125L124 174L121 173L119 170L115 169ZM117 162L119 164L122 161L118 158ZM113 166H114V169H113ZM1 170L2 169H0V171ZM16 175L18 176V173ZM178 177H180V178H178ZM23 178L26 179V177H23ZM138 183L140 185V188L143 189L144 181L139 180ZM64 184L66 185L65 181H64ZM65 185H63V183H60V188L64 191H66L68 189L67 188L68 186H65ZM5 191H6V189H5ZM6 192H8V191H6ZM30 195H32V194H29L28 196L24 195L25 196L24 199H26V200L30 199L31 198ZM4 196H6V195H4ZM26 197H28V198H26ZM80 201H81V199H80ZM51 207L52 208H58L56 206H51ZM62 207H64V208H62ZM67 207L68 206L65 203L64 205H61L59 209L62 210V209H65ZM94 207L97 208V210H96L97 212H95ZM69 209L71 210V208H69ZM101 209H103V210H101ZM92 210H93V212H92ZM100 210H101V212H99L100 213L99 214L98 211H100ZM81 211H85V212L82 213ZM104 211H105V213H104ZM95 213H98V215H96ZM80 214H82V216ZM91 214H95V215H91ZM181 215H180L181 217H179L181 219L180 221H183L185 223L186 222V220H185L186 219L185 218L186 213H184V214L181 213ZM77 218H78V220H77ZM223 218H224V220H223ZM193 219L194 220H192V221L195 222L196 219L195 218H193ZM176 221L177 220H175L172 223H175V224L178 223V221L177 222ZM76 222H78V223H76ZM183 222H180L179 224H182ZM195 223H198V221H196ZM76 224H79V225L76 226ZM203 228H205L204 229L205 231L203 230ZM218 229H219V231L217 233L216 231ZM197 230H198V232H197ZM172 232L178 233L177 230H174ZM223 234L224 233H222V236H223ZM190 235H192V236H190ZM156 236H158V237H161V236L155 235V233L153 235V239L155 240V243H157V242L160 243L161 240L158 239V237H156ZM233 236H234L233 238L237 237L236 234H233ZM190 237H191V239H190ZM210 237L208 236V238H210ZM203 239L204 240L206 239L205 240L206 245L204 244L207 247L206 248L207 249L206 254L204 253L206 250L204 248L205 246L203 245L204 242L202 243V245L200 243V241ZM210 239H208V240H210ZM75 240H76V243L75 242H73V243L75 245H77L79 241H78V239H75ZM154 240H153V242H154ZM183 240H185L186 243ZM214 240H212V241L214 242ZM162 243H163V240H162ZM175 244L177 247L175 246ZM207 244H209V245H207ZM199 246H202L199 250V253L204 254L203 256H201V254L198 253L197 249L199 248ZM151 247H153L152 244H151ZM113 249H117V250H113ZM209 249H210V247H209ZM108 251L110 252L109 254H108ZM112 251H114V252L112 253ZM126 251L127 250H125V253L127 254ZM193 251L188 255L190 257L194 255L193 257H191V258L189 257V258L193 259L195 261L197 259L195 258V254ZM200 251H202V252H200ZM218 252H219V254H218ZM234 252L238 256V258H241V261H240V259L237 258V256L234 255L235 254ZM125 253L123 252L122 256H119V254H118V256L122 259L126 257L125 258L126 262L128 259H129L128 262H131V260H132L131 257L128 258L127 257L128 254L125 256ZM191 254H193V255H191ZM216 254H218V256ZM221 254H222V256H221ZM239 254H241V257H239ZM104 255H108V256H104ZM141 255H143V254L141 253ZM188 255H187V257H188ZM123 256H125V257H123ZM119 257H117V255H116L115 258L119 259ZM115 258H110L108 260L109 261L108 263L115 264V261H113V260H115ZM80 259H82V260H80ZM122 259H119L120 260L119 262L116 261V264L123 263V262H121ZM110 260H112V261L110 262ZM125 260H123V261H125ZM132 262L134 264V260H132ZM132 262L129 264H132ZM216 262H214V263L220 264V261H219V263H218V261H216ZM232 262H234V263H232ZM239 263L237 262V264H239Z\"/></svg>", "mask_w": 264, "mask_h": 264}]
</instances>
